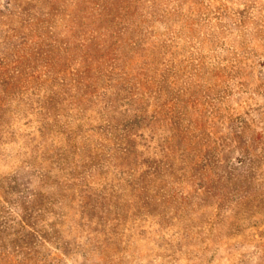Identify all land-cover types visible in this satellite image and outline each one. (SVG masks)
Segmentation results:
<instances>
[{"label":"rangeland","instance_id":"1","mask_svg":"<svg viewBox=\"0 0 264 264\" xmlns=\"http://www.w3.org/2000/svg\"><path fill=\"white\" fill-rule=\"evenodd\" d=\"M0 264H264V0H0Z\"/></svg>","mask_w":264,"mask_h":264}]
</instances>
